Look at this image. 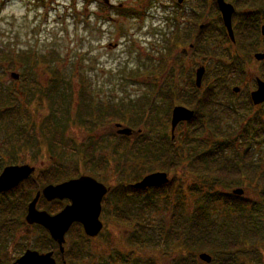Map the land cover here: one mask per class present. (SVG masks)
Returning <instances> with one entry per match:
<instances>
[{"label": "rangeland", "instance_id": "rangeland-1", "mask_svg": "<svg viewBox=\"0 0 264 264\" xmlns=\"http://www.w3.org/2000/svg\"><path fill=\"white\" fill-rule=\"evenodd\" d=\"M213 12L211 0H181V4H178L177 0H0V98L7 93L8 88L18 91L19 87L23 83H29L30 79H36L40 88L47 87L54 70L65 79V88L73 95L69 96L70 101L67 100L68 106L65 108L68 120L61 124L58 119L60 116L52 119V123L58 119L57 131L62 137V143L56 146L57 150H60L54 154L50 152L49 141L40 132L41 117L51 116L48 109L52 108L49 104L52 100L44 99L40 92L35 94V98L17 93L20 104L18 111L21 114L25 109L35 118V126L39 129L36 132L40 140L32 143L33 148L20 151L18 157L22 161L11 166L34 167V179L54 163L69 168L77 166L78 171L73 179L81 176L93 177L109 189L107 196L115 200L118 193L116 187L119 184V169L122 165L130 166L129 160L116 161L112 156V143L119 137L116 124L131 127L125 122L105 120L90 130L87 125L71 121L78 107L80 90L87 96V102L90 99L94 105L104 109L112 106L129 110L135 104L152 106L156 112V122L153 124L155 131H152V134L170 135L172 109L166 123V103L157 99V95L163 87L174 83L184 98H188L192 94L191 83L194 82L195 70L199 65L208 62L199 55V50L210 57L212 66L213 60L220 58L216 46L217 40L223 38L218 29V15ZM199 24L209 26L208 30L198 32ZM198 34L201 35L199 40ZM193 43L196 45L195 50L190 48ZM215 53H218V56ZM249 68L248 76L239 78L241 82L245 81V89L251 88V81L257 75L258 66L249 64ZM12 73L19 76L17 81L10 78ZM206 89L202 87L203 91ZM220 90L224 89L218 88V91ZM241 95L228 100L226 96L218 94L217 102L223 107L233 105L236 113L224 114L215 120L217 137L208 138L207 131L201 134V142L208 139L206 143L209 149H212V144H224L229 140H235L239 146L244 138L253 139L251 144L255 146L250 151V154H254L251 156L253 160L245 163L255 172L227 178L238 183L216 188L217 193L223 195H232V190L241 189L243 195L239 198L253 204L243 205L241 212L234 213H229V208L223 202L212 204V217L218 223L229 216L239 218L250 213L253 205L260 203L259 189L263 187L260 178L264 177V125L262 124V128L258 124L253 126L250 119L253 117L256 122L261 123L264 120L255 115L259 110H253L251 113L243 111L245 105L239 99ZM150 101L152 105L149 104ZM53 112L57 113L56 107H53ZM158 125L161 127L156 130ZM131 129H141L145 135L148 133L144 127ZM51 131L53 133L54 128ZM189 134L188 124L179 125L174 131V140L179 139L181 143L190 137ZM135 138H130V141L136 140ZM3 140L0 137L2 147ZM38 144L41 145L39 152L36 148ZM73 144L76 151L93 144L94 160L99 157L109 160L107 171L101 175L102 179L93 176L83 167L79 154H66L74 149ZM238 146L234 144L220 160L241 163ZM127 151L128 149L126 154ZM130 160L134 161L133 165L139 161ZM184 167L183 164L182 170L178 169L176 181L167 195L157 199L150 196L146 201H129L130 208L141 214L147 223L146 236L151 233L156 235L162 225L168 222L172 207L180 205L188 215L192 208L201 202L202 195L198 194L197 189H201L203 194L213 193L212 189L209 192L208 186L203 185L199 179L195 177L194 180L192 174ZM168 175L171 179L174 177L172 172ZM208 183L212 184L210 181ZM8 199L14 206L19 200V192H13ZM105 211L106 213L99 217L103 224L99 237L89 242L85 241L82 232H72L66 237L65 248L70 251L71 256L67 264H107L114 253L129 257V260L134 256V259H138V264H171L177 258V249L155 250L148 246L132 244L131 228L115 219V202ZM260 218L264 225V214ZM6 219L0 217V230ZM25 230L26 228L21 227L19 231L17 229L11 232L5 246L0 243L1 259L6 258V255L9 259L14 258L19 248L27 245L28 241L38 239V231L32 229L30 237L26 238ZM249 246L255 247L254 251L249 253V261L257 255L256 264H264V240Z\"/></svg>", "mask_w": 264, "mask_h": 264}, {"label": "trees", "instance_id": "trees-1", "mask_svg": "<svg viewBox=\"0 0 264 264\" xmlns=\"http://www.w3.org/2000/svg\"><path fill=\"white\" fill-rule=\"evenodd\" d=\"M226 1L234 6L235 12H237L234 17L240 15L245 37L249 36V30L258 31L261 17H264V0ZM213 7L217 13L216 7L214 5ZM241 32V29H238L239 36ZM255 51L257 49L253 48V52ZM33 62L35 63L36 61ZM221 68L223 67L221 66ZM221 68L220 66L217 67L214 73L222 74ZM52 76L48 80L47 87L40 88L37 85V81H35L36 79H30L31 81L23 83L18 91L8 90V88L7 93L0 98V137L4 139L3 147L0 146V170L3 167L18 164L22 161L19 159L18 153L22 150L33 148L32 143L35 141L39 142L40 140L36 132L38 128L34 123L35 118H32L25 109L21 114L18 111L20 107L17 100L18 94L35 98V94L40 92L44 96V99L52 100L51 103L49 102L52 108L48 109L51 116L41 117L40 132L49 141L50 152L56 154L60 150H57L56 147L62 143V137L57 131V125L59 121L62 124L68 120L65 116V108L68 106L67 100H69V96L73 95L71 91L68 93L67 88H65V79H62L58 71L54 70ZM224 82L218 83L224 84ZM170 84L171 86L169 87H163L159 95H157V99H161V101L166 103V123L169 119V111L174 105L186 106L195 111L194 118L187 123L190 128V137L185 138L181 143L179 139L171 141V137L167 133L158 134L157 136L152 134V131H155L153 124L156 122V112L152 106L144 107V105L135 104L129 110H125L123 107L114 108L112 106L109 109H104L98 105H94L90 99L87 102V96H85L83 90H80L81 92L77 99L78 107L71 121L87 125L90 130L94 129L97 123H102L105 120L119 123L125 122L131 128L144 127L148 130V133L145 135L141 129H137L139 134L135 138L136 140L132 142L130 138L117 137L115 138L116 141L112 143V156L114 160H129L130 166L122 165L120 167L119 184L116 187L117 196L115 200H111L106 196L102 202V211L106 213L107 207L115 202V219L120 224H125L131 228L133 235L131 238L132 244L148 246L155 250L177 249L178 256L171 264H202L197 259L200 253L210 255L212 258L211 264H256L258 262L257 255H254L249 261V253L255 249V247H250L249 244L253 245L264 240V225L260 218L264 214V177L260 178V183L263 186L259 189L260 203L253 205V210L246 216H239V218H231L229 216V218L223 219L218 223L212 217L213 213L211 212L213 210L211 205L219 202L227 205L229 213H234V211L241 212V206L253 204L243 201L239 197L223 195L216 191L217 186H228L238 183L227 178L233 176L240 177L241 175L244 176L255 172L253 168L245 165L247 161L253 160L251 156L254 154H250L251 149L255 147L251 144V140L253 139L248 140V138H244V141L239 146L235 140H229L227 141L228 143L224 144L218 142L212 146V149H209L206 143L208 139L205 142H201V139H203L201 134L205 131L208 132V135H206L208 138L216 133L215 130H207V123L202 119L208 114L206 110V102L208 101L207 92L200 97V101L194 102L191 101L195 100V97L193 98L194 94L200 93L193 83H191L192 94L186 99L182 95L181 90L174 86V83ZM24 92L26 93L22 94ZM149 104L152 105L151 101ZM53 107H56L57 113L53 112ZM55 116H60L58 118L59 121L58 119L53 120L52 123V119ZM160 127L161 125H158L156 130H159ZM53 128L54 131L52 133L51 129ZM129 142H131V145H129ZM234 144L236 147L238 146L242 162H232L227 159L220 160L222 156H225L226 152L231 150ZM242 145H245V147ZM72 146L74 149L69 150L66 154L70 156L79 154L83 160V167L93 176L101 178L102 173L107 171L109 160L105 157H99L97 160H94L93 152L95 146L93 144L85 148L81 147L80 151L75 150V144ZM36 148H38L37 152H39L41 145L38 144ZM126 149H128L127 154L125 153ZM130 159L139 161L133 165L134 161ZM183 164L185 165V170L192 174L194 180L195 177L199 179L203 185L206 184L208 186L209 192L212 189L213 193L208 194V192H204L205 194H203L201 189H197L198 194L202 195L200 196L201 202L193 207L188 215L186 210L180 205L172 207L169 212L168 222L162 225L156 235L151 233L146 236L147 223L141 214L134 212L130 208L128 205L129 201L133 199H145L146 201L150 196L157 199L159 196L167 195L166 193L170 192L176 181L175 175L178 169H181ZM77 171V166L69 168L59 163H54L51 168L41 171L36 179L26 180L17 188L5 194H0V217L7 218L0 230V241H3L4 237H8L14 230L25 225L23 220L26 206L39 189L49 184L56 185L71 180L75 178ZM155 172H172L174 177L168 184L159 188L147 190L133 189L132 185L137 183L141 178ZM208 181L212 184L208 183ZM13 192H19V200H17V204L14 206L11 204V200L8 199V196L13 194ZM55 207L54 212H57L62 207V204L55 203ZM72 232L80 233V228L78 226L73 227L70 235ZM45 240L46 243L42 246L53 247L56 250L55 244L48 237ZM53 248H50V250ZM128 258L120 253H114L107 264H138V259H134V256L132 260ZM6 260L8 259H5V261L0 260V264H6Z\"/></svg>", "mask_w": 264, "mask_h": 264}, {"label": "water", "instance_id": "water-1", "mask_svg": "<svg viewBox=\"0 0 264 264\" xmlns=\"http://www.w3.org/2000/svg\"><path fill=\"white\" fill-rule=\"evenodd\" d=\"M179 3L181 0H178ZM217 9L221 16V21L225 27L229 37L233 41V32L231 27V18L234 13L232 5L224 0H215ZM256 59H263V55H256ZM203 68L196 71L195 85L200 87L203 76ZM18 75L12 73L10 78L14 81L18 80ZM237 92L235 88L233 90ZM251 100L254 105L264 102V84L258 83V89L251 93ZM194 113L184 107L176 106L171 111L170 132L171 138L176 127L180 123H188L192 120ZM117 135L119 137H130L137 135L139 131H133L130 128L116 125ZM35 171L34 167L29 165L7 166L0 173V194L6 193L21 184L23 181L31 179ZM169 183L167 174L155 172L145 175L137 183L132 185L133 189L146 190L159 188ZM108 192V189L94 178L89 176H81L77 179H71L58 185H48L41 191H38L34 198L27 206L25 221L29 225H39L46 229L50 238L59 245L60 252L65 241V235L71 226L76 223L82 226L84 234L87 237L95 238L102 229L99 220L101 212V201ZM235 196H241L243 191L236 189L232 192ZM47 202L62 201L67 199L69 204L66 205L57 215L50 216L45 211H38L36 205L40 197ZM197 259L202 264H210L212 258L206 253H200ZM15 264H55L52 254H38L35 251L27 250Z\"/></svg>", "mask_w": 264, "mask_h": 264}, {"label": "flooded vegetation", "instance_id": "flooded-vegetation-1", "mask_svg": "<svg viewBox=\"0 0 264 264\" xmlns=\"http://www.w3.org/2000/svg\"><path fill=\"white\" fill-rule=\"evenodd\" d=\"M177 3L181 4V2L179 3L178 0H177ZM201 13L203 14V12H201ZM235 13H237V12H235V9H234V14L232 16L233 41L229 37V35H228L226 29L223 27V25L221 26V21H220V18L218 16V23H219L218 29L222 32L221 34H222L223 40H221V39L217 40L218 45L216 46V48L218 49V52H220L219 53L220 58H216L213 60L214 61L213 66L210 63V61H211L210 57L206 53H204L203 51L199 50V55L204 59V61L207 59L208 62L206 64L201 63L203 65H199L198 68L194 72V82H192V83L194 84L195 88L197 90H199L200 94L195 93L193 96V98L195 97V100H191V101H194V102L200 101V97H202V95L205 92H207L208 101L206 102L207 103L206 110H207L208 114L202 118L203 121L205 123H207L206 124V126L208 128L207 130H215L216 131V127H214L215 120H217L218 118H220L224 114L236 113V111L233 110V105L223 107V105H221L217 102L218 94L226 96V98H228V100H231L230 99L231 97L238 96V95L242 94L239 99L241 100V103H243L245 105L243 108V111L251 113L253 110H259L255 115L260 116V119L264 120V102L260 103L258 105H254L252 100H251V93L255 92L258 89V83L264 84V58L263 59H256L255 58L256 55H263L264 54V17H261V21H260V24L258 26V31H253V29L249 30L248 31V32H250L249 36L245 37V35L243 34L244 26H243V23L240 21V15L234 17ZM217 15H219V13ZM198 17H199V15H198ZM208 28H209V26H207V25L199 24V26L197 27V31L202 32L203 30L204 31L208 30ZM238 29H241V31H242L240 36L238 35ZM198 35H199V37L197 38V40H199L201 38V35L200 34H198ZM195 47H196L195 43L190 45V48H193L194 50H195ZM253 48H256L257 51L253 52ZM217 54L218 53H215V55H217ZM219 64H220V68H221V66L223 67V68H221L222 74H215L214 72L216 71V68L218 67ZM249 64H256L258 66V69H257V75L254 76L253 81H251V83H252L250 85L251 88L245 89V85H246L245 81L241 82V79H239V78L240 77L245 78L248 76V72L250 70ZM199 68H203L204 72H203V76H202V79L200 82V87L197 88L195 85V74ZM221 81H225L224 84L218 83ZM229 84H230L231 88L229 87ZM236 85H240V86L237 87ZM202 87L207 88V90L203 91ZM218 88H223L224 90L218 91ZM234 88L237 89V92L233 91ZM242 91H243V93H242ZM225 101H227V100H225ZM176 106H180V105H176ZM174 107L175 106H173V108ZM182 107H184V106H182ZM189 110H191L194 113V115H193V118H194L195 111L192 109H189ZM201 117H202V115H201ZM250 122L253 126H255L256 124L260 125L261 128L264 125V121H262V123H261V121L256 122V120L253 117L250 119ZM184 124H187V123H180L179 125H184ZM213 136L217 137V135H213ZM170 137H171V132H170ZM131 138H135V136H132ZM173 140H174V133H173V138H171V141H173ZM212 145L214 146V144H212ZM160 173H165V172H160ZM165 174H167V177H168L169 182H170L171 177L168 175V173H165ZM234 190H236V189H234ZM234 190H232V192ZM55 203H61L62 204V207L57 212H54L55 208H56ZM68 204H69V201L67 199H64L62 201L55 200V201L47 202L41 196L36 207H37L38 211H45L50 216H55ZM26 212H27V208H26ZM26 212H25V215H26ZM102 213H103V211H102V207H101L100 215ZM25 215H24V220H23L25 225H23L22 227L26 228V230H25L26 238H29L30 232L32 231V229H35L36 231L39 232L38 239H36V240L33 239L31 241H28L27 245H25L22 248H19L17 250L18 252L16 251L17 253H16L14 258L9 259V258H7V255H6V258H4V259L0 258V260L5 261V259H8V260H6L7 261L6 264H15L16 260H18L27 250H31V251L37 252L38 254L51 253L52 259L54 260L55 264H67L68 259H70L71 256H70V251L66 250L65 244H66V237L69 236L70 232H68L65 235V241H64L63 246H62V252H60L59 245L57 243H55L50 238L48 231L39 225L27 224L25 222ZM78 225L79 224L74 223L71 227H76ZM78 227L80 228V232L83 233L82 227L80 225ZM20 229L21 228H18V231ZM9 231H10V229H9ZM83 235H84V233H83ZM9 237H11V236H9ZM46 237H48V239L52 243L55 244L56 250L53 247L42 246L44 243H46V240H45ZM84 237L86 238V240H85L86 242H89L90 240L94 239V238L87 237L85 235H84ZM97 237H99V235ZM6 239H7V237H4V240L0 241V243H3L4 246H5ZM50 248H53V249L50 250ZM0 257H1V255H0Z\"/></svg>", "mask_w": 264, "mask_h": 264}]
</instances>
